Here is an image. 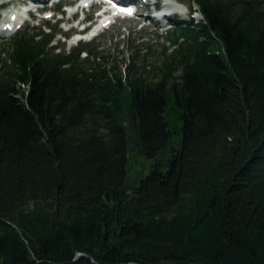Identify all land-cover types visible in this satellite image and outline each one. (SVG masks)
<instances>
[{
  "label": "trees",
  "instance_id": "trees-1",
  "mask_svg": "<svg viewBox=\"0 0 264 264\" xmlns=\"http://www.w3.org/2000/svg\"><path fill=\"white\" fill-rule=\"evenodd\" d=\"M189 1L148 69L0 42V264H264V0Z\"/></svg>",
  "mask_w": 264,
  "mask_h": 264
},
{
  "label": "rangeland",
  "instance_id": "rangeland-1",
  "mask_svg": "<svg viewBox=\"0 0 264 264\" xmlns=\"http://www.w3.org/2000/svg\"><path fill=\"white\" fill-rule=\"evenodd\" d=\"M1 1L5 0H0V2ZM20 1L21 0H9V2L3 5L4 9L0 10V24L5 22V17L12 11V9L17 8L15 6L19 5ZM61 1L65 4L71 5L75 2V0ZM175 1L173 2L176 6V12L160 19V21L158 20L161 25L156 23V19L152 18L150 14L152 12V3L154 0H148V5L145 8L144 6H141V8L136 6V13L132 16L127 18H114L113 22L106 26L96 36L87 39V35H85L82 41L95 44L96 50L100 51L103 55H107L110 60L115 61L120 70H122L124 63H127L128 59H130L131 52L135 49V47H137L139 55L148 52L144 61V68L148 69L152 64H158L160 62V50L162 45L167 47L166 52H169L173 48V46L168 44L167 41H165V38H163L165 30L172 27V24L175 23V19L171 21L173 15H176L178 20H187L189 12H192L190 17L194 21L200 18L194 3H191L189 0H180V3ZM41 4L44 7H48L50 3L49 1H44ZM71 5L68 6L66 10H63L62 7L59 8L58 12H54L52 16H50L52 12L51 9H49V11L44 10V13L33 15V17L24 19L22 26L18 25L6 36L0 35V42L7 41L16 31H20L26 27L35 29L40 26L43 27L44 30H47L44 25L49 22L51 25L55 26L54 29L57 31V35L54 37L52 44L57 45L60 50L67 52L71 47L75 46L76 41L74 39V35H70L67 38L61 36L70 34V32L65 31L67 28L78 31L80 28V23H78V21L86 15V8L82 10H75L71 7ZM26 7H29L31 10L33 9L32 5ZM19 9H21V11L24 10L23 8ZM178 9L180 10L178 11ZM71 11L74 12L71 13ZM159 11H161V9L157 12ZM23 16L26 17L25 14ZM89 19L90 21L88 24L90 28L92 27L91 29L98 26L101 21V18L94 14H89ZM1 26L2 25H0V27ZM82 55L83 54L81 53L80 56L82 57ZM136 61L137 64H142L140 56ZM178 140L179 135L176 134H172L169 139L171 144H175ZM167 149L168 145L166 146V150ZM126 154L127 182L131 183V185H135L137 183V177L148 172L149 167L155 160H164V157L168 155L167 151H164L154 157L147 158L142 156L134 147H131L130 145L127 146ZM162 168H164V166H162Z\"/></svg>",
  "mask_w": 264,
  "mask_h": 264
},
{
  "label": "bare ground",
  "instance_id": "bare-ground-1",
  "mask_svg": "<svg viewBox=\"0 0 264 264\" xmlns=\"http://www.w3.org/2000/svg\"><path fill=\"white\" fill-rule=\"evenodd\" d=\"M26 1H33V0H26ZM35 1V0H34ZM83 1V0H82ZM175 0H164L163 1V8L165 11H168V12H176V6L174 5V2ZM176 2V1H175ZM180 9H178L179 11ZM101 21L99 22L98 26L96 27H93V29H90L85 35H87V39L92 37V35L94 33H100L106 26H108L110 23H111V20L109 19L108 17V12H103V15L100 17ZM156 23L160 24L159 21L156 19L155 20ZM7 23V22H6ZM161 25V24H160ZM14 28V24H11V26H7L6 24L5 25H2L0 27V35L2 36H6L9 31ZM84 35V36H85Z\"/></svg>",
  "mask_w": 264,
  "mask_h": 264
},
{
  "label": "snow or ice",
  "instance_id": "snow-or-ice-1",
  "mask_svg": "<svg viewBox=\"0 0 264 264\" xmlns=\"http://www.w3.org/2000/svg\"><path fill=\"white\" fill-rule=\"evenodd\" d=\"M128 14H129V15L131 14V10H128Z\"/></svg>",
  "mask_w": 264,
  "mask_h": 264
},
{
  "label": "clouds",
  "instance_id": "clouds-1",
  "mask_svg": "<svg viewBox=\"0 0 264 264\" xmlns=\"http://www.w3.org/2000/svg\"><path fill=\"white\" fill-rule=\"evenodd\" d=\"M80 255V253H77V256H79Z\"/></svg>",
  "mask_w": 264,
  "mask_h": 264
},
{
  "label": "water",
  "instance_id": "water-1",
  "mask_svg": "<svg viewBox=\"0 0 264 264\" xmlns=\"http://www.w3.org/2000/svg\"><path fill=\"white\" fill-rule=\"evenodd\" d=\"M81 254V253H80Z\"/></svg>",
  "mask_w": 264,
  "mask_h": 264
}]
</instances>
